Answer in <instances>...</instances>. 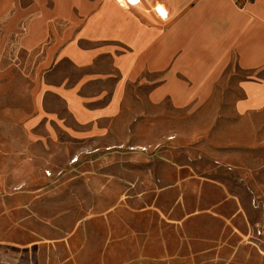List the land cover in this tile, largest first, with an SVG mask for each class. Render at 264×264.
<instances>
[{"label": "crops", "instance_id": "obj_1", "mask_svg": "<svg viewBox=\"0 0 264 264\" xmlns=\"http://www.w3.org/2000/svg\"><path fill=\"white\" fill-rule=\"evenodd\" d=\"M232 65L249 77L236 112H264V0H0V128L16 134L7 155L15 192L34 175L63 174L44 168L48 145L107 133L138 78L147 77L149 103L183 109ZM26 232L0 234V264H119L103 260L111 243L92 248L85 227L50 241Z\"/></svg>", "mask_w": 264, "mask_h": 264}, {"label": "rangeland", "instance_id": "obj_2", "mask_svg": "<svg viewBox=\"0 0 264 264\" xmlns=\"http://www.w3.org/2000/svg\"><path fill=\"white\" fill-rule=\"evenodd\" d=\"M146 78L130 84L107 133L48 145L42 167L63 174L34 175L19 192L7 157L8 136L16 134L0 128V234L15 240L19 231L38 230L40 241H50L85 227L92 248L111 243L103 259L110 263L264 264V112L235 110L249 77L232 65L211 93L183 109L169 99L149 103ZM93 215L103 220L82 227Z\"/></svg>", "mask_w": 264, "mask_h": 264}, {"label": "built area", "instance_id": "obj_3", "mask_svg": "<svg viewBox=\"0 0 264 264\" xmlns=\"http://www.w3.org/2000/svg\"><path fill=\"white\" fill-rule=\"evenodd\" d=\"M76 161H77V159L74 158V159H72V160L70 161V164H74V163H76ZM46 175L49 176V174H46Z\"/></svg>", "mask_w": 264, "mask_h": 264}, {"label": "bare ground", "instance_id": "obj_4", "mask_svg": "<svg viewBox=\"0 0 264 264\" xmlns=\"http://www.w3.org/2000/svg\"><path fill=\"white\" fill-rule=\"evenodd\" d=\"M77 162V161H76Z\"/></svg>", "mask_w": 264, "mask_h": 264}]
</instances>
